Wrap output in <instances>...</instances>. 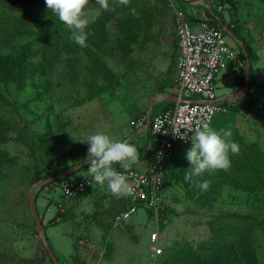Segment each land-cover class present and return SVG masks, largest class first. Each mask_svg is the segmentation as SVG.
<instances>
[{"label":"rangeland","instance_id":"374dc122","mask_svg":"<svg viewBox=\"0 0 264 264\" xmlns=\"http://www.w3.org/2000/svg\"><path fill=\"white\" fill-rule=\"evenodd\" d=\"M205 1L227 27L235 24L249 47L248 98L232 89L233 63L216 78L219 99L234 93L236 104L247 107L213 119L214 130L221 135L229 130V139L239 145L237 153H229L230 167L186 180L190 145L176 143L159 193L157 218L139 210L117 227L111 218L121 208L123 195L111 194L106 185L90 188L59 209L60 180L32 183L35 171L44 175L85 160L88 145L81 141L96 132L141 151L133 123L165 107L162 96L168 90L176 93L171 4L189 12L193 7L184 0H105L104 8L101 0H88L86 46L76 44V52L61 55L46 68L39 53L31 55L34 74L42 75L35 86L0 81V264H53L46 244L58 264H264V0H236L234 8L226 3L220 11L219 0ZM41 6L29 0H0V69L8 64L6 55L33 41L32 33L20 42L3 39L24 23L44 20L50 35L58 31L74 42L71 29L55 14L47 16ZM224 37L243 63L238 40L227 32ZM32 49L37 46L30 45L27 53ZM87 170L75 171L68 179L80 180L90 175ZM203 180L209 181L206 190L198 186ZM30 192L43 218L42 231L30 211ZM153 233L158 235L156 243L150 240ZM154 247L160 252L152 263L149 252Z\"/></svg>","mask_w":264,"mask_h":264},{"label":"built area","instance_id":"2783aa9c","mask_svg":"<svg viewBox=\"0 0 264 264\" xmlns=\"http://www.w3.org/2000/svg\"><path fill=\"white\" fill-rule=\"evenodd\" d=\"M206 5L210 7L209 3ZM171 6L177 39L175 67L178 100L171 108L151 117L150 133L155 140L151 163L143 170L133 167L117 169L125 173L132 192L125 194V208L111 218V225L115 227L125 223L139 210L150 212L153 220L157 218L159 193L164 184L165 162L172 155L176 143H189L186 139L181 140L173 135L171 127L185 130L198 127L205 122L211 126L216 114L227 112L223 101L235 102L234 93L222 99L216 95V78L219 72L230 62L237 68L243 67V63L238 60V52L235 53L228 48L223 29L211 27L205 19L193 23L181 9L174 4ZM222 9L223 6L218 7V11ZM133 127L137 130L147 129L146 117L135 121ZM96 184L91 174L81 181L63 180L60 183L59 209H63L64 203L77 199ZM150 240L156 243L157 233H153ZM78 243L85 245L83 239ZM159 252L157 247L150 250L152 263H155Z\"/></svg>","mask_w":264,"mask_h":264},{"label":"clouds","instance_id":"9594fccd","mask_svg":"<svg viewBox=\"0 0 264 264\" xmlns=\"http://www.w3.org/2000/svg\"><path fill=\"white\" fill-rule=\"evenodd\" d=\"M87 3L88 0H45L46 8L71 29L74 42L81 47L86 46L89 36V32L85 30L90 23L85 14ZM101 4L104 8L108 7L105 0H101ZM171 132L179 139H186L190 143L185 153L190 165L188 167L190 172L185 175L186 180L192 176H200L207 170L228 169L231 165L229 153L235 154L239 151V145L229 139L231 137L229 130H224L221 135L207 122L185 130L171 127ZM81 142L88 145L85 161L88 162L87 171L92 175L94 182L101 187L106 185L107 190L113 195L130 194L132 188L126 180L125 173L118 171L113 165L121 164L124 169H128L138 159L136 146L114 139L106 132L88 135L86 140ZM198 186L201 190H206L209 181L203 180Z\"/></svg>","mask_w":264,"mask_h":264},{"label":"trees","instance_id":"16d2710c","mask_svg":"<svg viewBox=\"0 0 264 264\" xmlns=\"http://www.w3.org/2000/svg\"><path fill=\"white\" fill-rule=\"evenodd\" d=\"M29 1H30L31 5H34V6L37 5L38 7H40L42 5L41 7H46L45 0H29ZM235 2H236V0H219L218 4H221V6H223L224 4L227 3V4L232 5V7L234 8ZM232 7H230V9ZM211 8L212 7L210 4V10L212 11V13H209V11H210L209 8H207L205 10V13H206L205 15L207 17L205 20L208 21V24L211 27L220 28V26L217 24V22L215 20V16L218 17L221 22H223V23H225V22L223 21V18L221 16L217 15V13L215 11H213V9H211ZM182 11L185 13L186 17L193 23H198V22L204 21V19H197L196 17L195 18L191 17L187 13V11H184V10H182ZM46 14H47V16L50 15V11L47 8H46ZM35 23H36L35 25H30L29 22L24 23V24L20 25L18 28L12 29L11 31H7L6 35L3 37V39L7 40L8 42H10L11 40H14V42H16V41L20 42L19 38H21V37L27 38V36L31 33L34 37L33 41H31V43H29V45H28V42L23 43V44L16 43V44H19L17 47V50L14 49V50H12L13 53L6 55L7 56L6 59H8V64H3V66L0 69V81H3L4 84H6L10 81H15V82L21 83V85L30 84L32 86H35V84L37 82L42 80V75L37 74V73L34 74V71L37 68H35L34 64L28 60L29 57H31V55L33 56V55L39 53V61L43 65L42 67L46 68L47 65L50 67L54 66V63L60 58L61 55L69 54V52H72V51L76 52V43L69 41L68 37H66V36L61 37V36L57 35L58 31H55V33H51V35H50L49 31H46L49 28V25L47 24V22H45L44 20L38 21V19H37V21ZM32 28H35L36 30L32 29ZM228 29L230 30V32L234 36V38H236L238 40V42L240 43V46L237 45V48L239 49L240 53L242 54L243 60H244L243 61L244 66L242 68H236L234 70V75H233L232 89L235 93H238L243 88L244 70H245L244 53H246V58H248L249 47L247 45L246 40L244 38H242L238 34V32H235V24L232 25L231 27H228ZM9 39H10V41H9ZM30 45L32 48H33V46L36 45L37 49L36 50L32 49V53H27V51H29ZM243 50H244V52H243ZM238 59H240L239 56H238ZM251 78H252V71H251V65H250L249 85L251 84ZM247 98H248V94H247ZM223 102H224L223 104L227 108V111H229V110L230 111L244 110L247 108V107L244 108V105L241 103L236 104V102H232V103H228L227 101H223ZM250 103H251V100L249 101V104ZM172 105H174V103L167 100L165 107H163L160 112H162L165 109L171 108ZM160 112H156L154 114L152 113L151 117L157 113H160ZM221 114H223V113H221ZM211 127L214 129V127H215L214 121H212ZM147 132L150 133V126L147 127ZM187 145H190V143H187ZM173 152H172V155L165 162L164 177H165V173H166L167 168H169V166H170L171 158L174 155ZM83 161H85V160H83ZM83 161L78 162V163H72L65 168H61V167L57 166V167L53 168L52 170L46 172L44 175H42L41 171H35L31 181H32V183H35V182H38L44 178L47 179V178H52L55 176L62 175L65 171L72 169L73 167L82 163ZM172 162H174V161L172 160ZM88 166L89 165L84 166L80 170L87 168ZM113 166L117 169L122 168L121 164H114ZM130 167L132 168L133 166L131 165ZM72 173H70V174H72ZM69 175L60 179L59 183L63 182V180H65V179H68ZM86 177H87V175L84 176L82 179L75 180V181H81V180L85 179ZM96 185H98V184H96ZM89 190H90V188L86 192H88ZM123 209L124 208H122L120 210H123ZM120 210L115 211L112 214V217H113V215L118 213ZM42 220H43V218L42 219L40 218V221H42Z\"/></svg>","mask_w":264,"mask_h":264},{"label":"crops","instance_id":"0c3cea01","mask_svg":"<svg viewBox=\"0 0 264 264\" xmlns=\"http://www.w3.org/2000/svg\"><path fill=\"white\" fill-rule=\"evenodd\" d=\"M184 1L193 7L191 12L187 11V13L191 17H194V18L196 17L197 19H202L200 17V14H202V15L206 14L204 12L207 9V7H206V4H208L207 1H205V0H184ZM194 15H196V16H194ZM168 92L167 93L165 92L166 94H164L162 97H164L168 101H171L170 98L176 97V93L172 94L170 90H168ZM232 93H233V91H232ZM171 102L174 103V101H171ZM136 132H137V135H135L134 139L139 137L138 139H136V142L142 146V150L138 152V159L136 160L135 163L132 164V166L136 169H142V168H146L149 165V163H151V161H152L151 159H152V153H153V149H154L155 140L153 139L151 134L149 132H147V129L137 130ZM144 135L147 136L146 139L148 141L145 140ZM141 137H144L143 141H141ZM134 139H132V140L134 141ZM148 149H150V153H148ZM120 203H121V208H119V210L122 208H125V206H126L125 194L123 195V198L121 199Z\"/></svg>","mask_w":264,"mask_h":264},{"label":"water","instance_id":"95a60500","mask_svg":"<svg viewBox=\"0 0 264 264\" xmlns=\"http://www.w3.org/2000/svg\"><path fill=\"white\" fill-rule=\"evenodd\" d=\"M210 13H212L211 10H210ZM215 20H216L217 24L223 29V31L225 33L227 32L228 34L232 35L231 32L229 31V29L226 28V25L223 22H221L218 17L215 16ZM243 52H244V50H243ZM244 57H245V70H244L243 88L238 93V96L243 97V98L246 96V94L248 92V89H249V72H250V62H249L248 58H246V53H244ZM170 100L175 102V101L178 100V98L177 97H171ZM179 101H184V100L179 99ZM153 103L154 102L152 101L151 102V107L153 106ZM150 122H151V115H150V112H148L147 117H146V125L149 126L150 125ZM87 165H88V162L83 161L82 163L76 165L72 169H69V170L65 171L62 175H59V176H56V177H53V178L46 179V180L41 181L39 183L41 185H44V184H48V183H51V182L60 180V179H62L64 177H66L67 175H69L70 173H72L74 171H78L82 167L87 166ZM30 195H31L30 205H29L30 206V211H31V213L33 215V218H34V220L36 222L37 227L39 228L40 231H42V225L40 223V219H39V217H38V215H37V213H36V211L34 209L32 192H30ZM43 240L46 241L45 238H43ZM46 247H47V249L49 251V254H50V257L52 259L53 264H58L55 256L53 255V253L51 252V250L49 249V247L47 246V244H46Z\"/></svg>","mask_w":264,"mask_h":264}]
</instances>
